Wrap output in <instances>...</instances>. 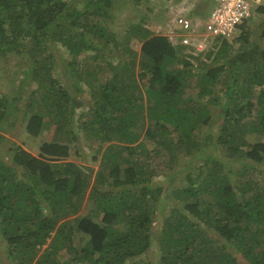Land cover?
Returning <instances> with one entry per match:
<instances>
[{
    "label": "trees",
    "instance_id": "obj_1",
    "mask_svg": "<svg viewBox=\"0 0 264 264\" xmlns=\"http://www.w3.org/2000/svg\"><path fill=\"white\" fill-rule=\"evenodd\" d=\"M129 1L113 28L112 0H0V57L22 62L15 93H0V145L26 89L23 127L42 137L36 153L14 141L0 153V264H264V138H251L264 135V46L246 45L245 19L236 51L216 39L193 56L143 25L168 0ZM193 5L188 15L206 18ZM57 47L72 58L69 82L53 73ZM204 130L221 156L197 164ZM81 136L96 169L64 162L81 156ZM181 156L185 182L155 227L165 190L152 178Z\"/></svg>",
    "mask_w": 264,
    "mask_h": 264
},
{
    "label": "rangeland",
    "instance_id": "obj_2",
    "mask_svg": "<svg viewBox=\"0 0 264 264\" xmlns=\"http://www.w3.org/2000/svg\"><path fill=\"white\" fill-rule=\"evenodd\" d=\"M113 1V14H115L113 17H111L110 21H108V24L110 26H113V28H122L125 26L124 20L122 21L121 18L123 19H128L130 12H132V9L134 8V4H131L129 0H112ZM148 1V0H146ZM151 2H154L153 4L156 5H160L159 0L158 2H156V0H150ZM169 3V1H166V3ZM164 4V2L162 3V5ZM161 7V6H160ZM134 10V9H133ZM136 10V9H135ZM150 15H152L150 13ZM168 17V11L167 10H160V12L158 11V13L156 15H152V18L149 19L148 21H146V23H144L143 25H147L148 27L151 28L152 32L155 33H161V30L159 29V26L161 24V22H163L164 20H166ZM114 21V22H113ZM248 27L247 30L250 31V41L246 44L247 46H249L250 44H252V40L257 43V45L259 46H264V21H262V16L260 14H255L252 13V15L246 20ZM244 29V28H243ZM241 31V28L239 27L238 29V33L234 36L233 39H231V44H232V51H236V49L238 48V42H236L234 39L235 37H237L239 35ZM139 45L137 44V47ZM190 54L197 55L200 53V51H190L188 52ZM189 54V55H190ZM80 57V55L78 56ZM18 55H9L6 54L5 56L0 57V93L4 92L8 95L15 93V78L19 75V73L17 72V70L19 71L22 65V62L19 64L16 63ZM54 69H53V73L61 80L65 79L67 82L70 81L68 75L65 76V74L63 73V71L70 69V62H71V56L67 54L66 51L63 50V48L61 47H57L55 49V58H54ZM193 60V66L195 67L196 70H198L199 66L198 62L196 59H192ZM82 63V60H80ZM208 62H210V60L207 59ZM198 79H196L195 77H191L189 79H187L186 84H189V91L187 89L188 92L190 91H194L197 89V87H195V84L198 83L197 82ZM187 84V85H188ZM34 87V86H33ZM28 90L26 89L25 91H23V98L21 100L20 105H18V116L13 117L12 119H10V121L7 123L8 130L3 129L2 132L4 134V138L2 139V144L0 145V153L4 154L7 152V148L9 147V145H11V143L14 141L16 143L22 144L23 147H25L26 149L32 151L33 153L37 152L38 149V143L40 142V139H42V137L40 136H33L31 134H28L26 132V130L23 127L24 124V120H23V116L26 113L24 110V98L27 95ZM77 96L79 97H83L84 94L83 92L78 91L76 93ZM219 108V105H215L213 106V112ZM81 107L78 106L75 108V111L73 112V119H74V123H76V117L77 115H79V112L81 111ZM217 118V114H214V118ZM145 124L146 121L141 123V126H139L141 132L144 131L145 129ZM6 125V126H7ZM204 128V127H203ZM211 131L209 130H204L203 133L208 135L207 139H206V147L205 149L202 151V153H199L198 155H196L194 157V161L198 163H201L203 161V159H205L206 157H214V156H221V151H219L220 149L214 148V146L210 143L211 139H210V133ZM51 133H52V127H50V129L45 130L44 131V135L43 137H48V139L51 137ZM251 138H259V139H263L264 135H260V134H255L253 135ZM77 145H79L80 148V154L81 156H75L74 154H71L70 156H68L67 158L64 159V162H76L79 164H87L92 166L94 169L97 168L98 166V160H92L91 159V155L93 153L92 149L94 147V145H87V141L81 136L79 142L77 143ZM98 156L100 155L99 153L97 154ZM164 156H166L164 154ZM189 158H191L190 156L188 157H184L181 156L179 160H176L172 163H169V161L166 160L165 161H161L160 163V168L157 172V174L155 176H153L151 183L154 185H161L164 190H165V205L161 208H158V212L157 214H155L154 216V226L157 227L158 226V222L159 219L161 217V215H164L165 213L168 212L169 210V203L171 202H177L175 201L174 197H173V192L175 190V187L179 186L180 184L184 183V174L186 172V169L184 167V165L186 164L187 161H189ZM226 167L229 165H232V167H237L240 164V161L237 160H233L230 158L226 157V160L224 161ZM172 164V165H171ZM196 164V165H197ZM197 169L192 170L193 173L196 172ZM253 174V173H252ZM256 178L258 179H262L258 173H254L253 174ZM87 204V200L83 199L81 208L79 213H81L82 211L85 210ZM120 229L122 230V228L120 227ZM80 234L78 232L75 233V239L76 241L79 239ZM6 243L3 242V239L0 237V254L1 257H5L6 253ZM42 247H45V245H43ZM42 252V249H40V252ZM67 255V252H64V257ZM152 254L150 253L147 258H152ZM7 259H2L1 262L3 264H9L10 261V257L6 256Z\"/></svg>",
    "mask_w": 264,
    "mask_h": 264
},
{
    "label": "built area",
    "instance_id": "obj_3",
    "mask_svg": "<svg viewBox=\"0 0 264 264\" xmlns=\"http://www.w3.org/2000/svg\"><path fill=\"white\" fill-rule=\"evenodd\" d=\"M264 0H212L206 18L188 15L193 3L187 0L169 2L168 17L159 29L173 44L185 46V51H200L216 39L231 41L239 25L248 19L253 9ZM187 4V5H186Z\"/></svg>",
    "mask_w": 264,
    "mask_h": 264
},
{
    "label": "crops",
    "instance_id": "obj_4",
    "mask_svg": "<svg viewBox=\"0 0 264 264\" xmlns=\"http://www.w3.org/2000/svg\"><path fill=\"white\" fill-rule=\"evenodd\" d=\"M169 2L172 0H168ZM194 5L192 8L196 11L201 10L203 13H207L208 9L212 5V0H190Z\"/></svg>",
    "mask_w": 264,
    "mask_h": 264
},
{
    "label": "flooded vegetation",
    "instance_id": "obj_5",
    "mask_svg": "<svg viewBox=\"0 0 264 264\" xmlns=\"http://www.w3.org/2000/svg\"><path fill=\"white\" fill-rule=\"evenodd\" d=\"M262 21H264V16H262ZM263 31H264V29H263Z\"/></svg>",
    "mask_w": 264,
    "mask_h": 264
}]
</instances>
